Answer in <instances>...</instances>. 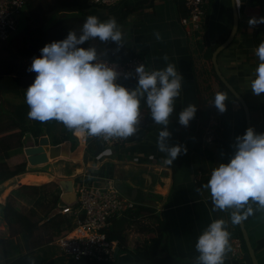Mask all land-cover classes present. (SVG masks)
Listing matches in <instances>:
<instances>
[{"label":"crops","instance_id":"crops-1","mask_svg":"<svg viewBox=\"0 0 264 264\" xmlns=\"http://www.w3.org/2000/svg\"><path fill=\"white\" fill-rule=\"evenodd\" d=\"M179 2L183 1L122 0L114 8L91 5L84 13L87 17L96 16L100 22L115 18L122 32L123 41L135 53L145 57L146 71L162 70L171 63L183 76L182 90L174 105L181 104L184 109L189 104H193L197 107V111L189 126L185 127L179 122L172 121H169L167 126V130L171 133L168 144L183 146L181 154L169 165L166 163V154L158 150L157 137L162 126L154 124V129L151 132L147 131V125L152 118L146 97L140 101L141 122L138 131L126 138L125 144L110 149L103 148L97 156L87 153L90 136L86 133H76L62 123L52 121L43 126L44 136L48 138L50 148H64L69 143L70 157L59 156L49 159L48 163L36 166H33L34 164L31 166L28 161L30 164L23 175L0 184V225L4 230L3 209L6 200L10 193L28 182L30 185L38 186L41 191L54 183L53 185H56L63 195V189L59 186L61 181L72 180L76 192L82 184L102 185L109 179L114 180L125 198L134 201L136 206L151 210L150 214L134 219L128 215L124 216L127 222H131V226L124 230L127 244L120 248L115 264H152V261L144 260L138 252L157 236L156 228L160 222L167 226L168 256L167 253L162 252L160 257L164 261L156 264H195L199 256L195 247L199 236L211 222L218 219L227 222V231L231 234L230 251L226 254L224 264H247L245 257L235 259L231 256L230 240L232 236L237 235V232L238 234L239 231L241 232L239 224H231L229 211L213 212L210 191L201 187L207 184L214 168L220 163H228L234 155L233 146L236 137L246 132L245 112L238 100L227 93L226 111L219 115L215 114L220 123L217 140L212 143L205 142V120L200 116L196 81L205 67L203 51L197 48L199 33L189 36L186 27L182 24L185 16L184 11L179 9ZM182 4L186 9L184 2ZM209 7L204 21L207 32L203 39L215 50L226 42L232 31L234 10L238 14V33L228 49L219 56L218 64L223 76L249 106L251 128L258 134L264 133V94L256 96L251 92V81L255 78V69L259 65L254 50L264 42V23L251 28L248 24L250 18L264 17V0H211ZM129 10H133L132 13L122 20L123 14ZM185 11L187 12V9ZM62 14L60 13L56 18L58 19ZM49 26V23H46L44 30ZM37 28L38 25L30 17V12L24 9L18 33L13 34L11 40L2 45L5 47V56L9 53L21 56L18 64L24 71L30 68L31 61L28 55L24 57L23 54L34 52L36 50L34 44L37 42L40 45L39 52L53 40L49 35L37 32ZM157 33L160 36L159 40L156 38ZM165 56L168 57L167 60L164 59ZM193 57L199 59V63L195 62V67ZM33 80V77L27 76L23 80L26 89L18 93L2 95L3 105L7 111L4 122L11 121L10 113L17 120L18 113L22 117L20 108L23 107L26 110L25 125L33 126L35 120L28 117L30 109L25 98L26 90ZM210 87L214 100L220 87L215 84ZM54 134L56 141L52 143L51 136ZM68 138L70 139L66 140ZM30 139L33 143H30L29 147L37 146L36 139L32 136ZM183 149H186V152ZM47 154L50 155L49 149ZM23 156H12L10 161H16L17 157ZM7 162L11 165L9 160ZM13 181H16L13 187L6 189ZM198 188L200 191H197ZM62 202L66 205L65 201ZM36 204L34 203L33 206H37ZM251 206L254 210L253 214L243 222L255 251L256 263L264 264V210H257L256 204ZM58 213L59 209L52 215ZM71 217L74 227L77 220L73 214ZM151 229L153 232L149 231ZM58 238L55 237V241ZM51 240L53 241L54 237H51ZM52 244L43 246L44 243H41L37 249H42L41 255L49 259H59L58 264H66V262L70 264L68 259L66 262L62 260L65 257L61 254L46 249V246ZM3 249L1 246L0 264L4 263L5 259ZM246 252L247 247L244 248V256Z\"/></svg>","mask_w":264,"mask_h":264},{"label":"clouds","instance_id":"clouds-1","mask_svg":"<svg viewBox=\"0 0 264 264\" xmlns=\"http://www.w3.org/2000/svg\"><path fill=\"white\" fill-rule=\"evenodd\" d=\"M261 23L264 17L248 20L250 28ZM97 38L105 44L115 43L116 51L124 45L115 18L100 22L90 15L79 35L69 31L65 39L46 44L40 50L41 56L32 59L27 71L35 72L36 77L26 90L28 117L40 122L54 119L71 131L90 137L126 139L138 131L140 101L146 97L153 122L162 126L157 148L166 154V163L171 165L183 147L169 146L171 133L167 130L175 100L182 90L183 76L171 63L165 69L153 71H146L141 64L135 68L136 86L127 88L118 83L121 73L117 68L99 60L96 48L83 47ZM156 38L160 39L158 33ZM254 52L259 65L251 81V92L261 96L264 94V42ZM123 75L125 79L133 76L132 73ZM227 99L226 93L217 92L212 104L224 113ZM196 111L197 107L189 104L180 112L179 123L189 126ZM233 147L230 161L214 168L207 184L201 187L210 191L212 211L231 210V224L237 225L253 214L252 204L257 205V210H264V133L248 128L244 135L236 137ZM230 235L225 220L211 222L195 245L199 253L195 264H224L230 251Z\"/></svg>","mask_w":264,"mask_h":264},{"label":"trees","instance_id":"trees-1","mask_svg":"<svg viewBox=\"0 0 264 264\" xmlns=\"http://www.w3.org/2000/svg\"><path fill=\"white\" fill-rule=\"evenodd\" d=\"M183 3V2H182ZM179 2V9L184 11V16H187V12L184 9L183 4ZM91 6L90 0H27L26 9L30 12V17L33 18L34 22L38 25L37 32L49 35L53 38L54 41H61L65 39L69 33V31H75L77 35L81 33L82 25L85 22L87 15L84 13L86 9ZM133 10H129L125 12L122 16V20H125L126 17L132 13ZM209 9L207 11V14ZM62 14L58 19L56 18L59 14ZM119 21V20H118ZM49 23V28L44 30V25ZM207 29H205V25L203 30L198 32L199 42L197 44V48L203 51V62L205 67L201 71L200 76H198L197 85H198V95H199V110L200 116L202 117L204 122V128L207 127L209 120L211 117L215 116V114L219 115V111L216 109L213 102V94L211 91V85H217L220 87L218 92L221 93H229L226 86L222 83L215 72V68L212 62V56L215 51V48L209 47V43L203 39L204 35L206 36ZM124 42V41H123ZM36 50L34 52H28L23 54L24 57L28 55V59H30L32 63V59L34 57L41 56V51L38 52L40 45L39 42L34 44ZM83 47H94L97 50V55L99 59H105L112 62L124 63L129 61L130 59L141 56L134 52L125 42L122 48L119 51H116L117 45L113 42H109L107 44L102 43L99 39H92L88 41ZM1 49L5 51V47L3 48L0 45V114L3 113V105H2V95L6 93H18L23 89H26L23 80L25 77L30 76L35 79L36 73L29 72L21 69V66L18 62L21 59V56L16 54H10L8 56L1 55ZM199 59L193 57V65L195 67V62H198ZM199 63V62H198ZM202 63V62H201ZM209 73V75H208ZM34 80L32 81V83ZM123 86L127 88H134L137 84L136 80H121L119 82ZM214 83V84H213ZM29 87V86H28ZM5 110V109H4ZM183 110L181 104L174 105V111L169 117V121L179 122V114ZM218 113H214V112ZM20 113H22L23 120L26 117L25 108H20ZM10 116V131L9 134L4 138H0V184L10 181L15 177L23 175L26 172L28 163L23 162L17 164L14 168L7 164V160H9L12 156H16L20 151H24L26 155V141L28 136H32L36 139V143H39L40 137L45 134V126L46 124L58 123L56 120H49L48 122H40L35 120L33 126H26L24 122H21L19 119L17 120L14 115L11 113ZM153 120L150 124L147 125V131L151 132L154 129ZM9 128L7 129V131ZM13 132V133H11ZM11 133V134H10ZM12 139V143H11ZM70 138L66 139L69 140ZM15 145V146H11ZM38 145V144H37ZM103 147L99 142V137H91V140L88 143L87 153L88 155L97 156L102 151ZM16 154V155H15ZM27 160L28 156L26 155ZM68 158V157H66ZM29 161V160H28ZM50 161V160H49ZM59 187V186H58ZM58 190V191H57ZM54 193H52L51 200L47 201V196L45 194V190H40L38 186L30 185V183L21 186L20 188L14 190L12 195L19 199L24 198L26 202L37 204L45 203V214L42 217H39L34 211L29 212V214L22 213L10 200L4 206L3 209V218L6 222L7 226L11 231V236H23L25 238V245L14 246V255L10 254L8 250L4 251V263L3 264H58L59 259H49L44 255H35L33 252L40 247L41 241L43 238H34L35 232L40 227H50L56 233V237L65 235L68 230L73 227V217L71 213H63V209L65 206H70L72 209L76 208V202L73 205H63L64 201L61 197V191L57 189ZM42 193H44L42 195ZM61 194V195H60ZM46 200V201H45ZM59 209V213L52 215L55 210ZM151 210L148 208L136 206L134 210L129 211L128 215L131 218H137L144 214H150ZM231 212V210H229ZM157 219V218H156ZM127 219L124 217L123 219L114 220L109 231L108 236L110 240L119 241V248L126 246L127 238L125 236L124 230L127 227L131 226V222H127ZM158 220V219H157ZM159 221V220H158ZM44 222L42 225H40ZM49 227V226H48ZM157 236L153 237L152 242L147 245L143 250L141 249L140 253L144 260L152 261V264L162 263L164 260L160 257L161 253H167V226L166 224L160 222L157 226ZM153 232V230H149ZM237 235L242 237L241 232ZM243 238V237H242ZM4 239L0 238V245ZM34 241V242H33ZM246 248V245H245ZM137 250H139L137 248ZM18 254V256H16ZM168 256V253H167ZM166 259V258H165ZM70 264H74L72 260H68ZM86 264H98L92 260H86ZM115 264V263H110Z\"/></svg>","mask_w":264,"mask_h":264},{"label":"built area","instance_id":"built-area-1","mask_svg":"<svg viewBox=\"0 0 264 264\" xmlns=\"http://www.w3.org/2000/svg\"><path fill=\"white\" fill-rule=\"evenodd\" d=\"M121 1L90 0V4L97 7L114 8ZM182 1L187 9V16L182 19V24L191 36L202 30L211 0ZM26 2L27 0H0L1 43L9 42L19 28ZM99 60L117 68V71L121 73L118 83L121 80H136L135 68L138 65L144 64L146 70V61L143 56H136L124 63ZM125 73H132V78L125 79L123 75ZM219 128L218 118L211 117L205 128V142H215ZM125 141L119 138L105 140L99 137V142L104 149L123 145ZM103 183V186L80 185L75 192L76 208L65 206L63 209L64 214H73L77 222L68 233L55 241V245L62 252V256L74 263L89 259L98 264L115 263V252L119 248V241L110 240L107 233L114 220L123 218L129 211L136 208V203L122 195L114 180L107 179ZM238 236L231 237V256L235 259H242L245 257V242L240 235Z\"/></svg>","mask_w":264,"mask_h":264},{"label":"water","instance_id":"water-1","mask_svg":"<svg viewBox=\"0 0 264 264\" xmlns=\"http://www.w3.org/2000/svg\"><path fill=\"white\" fill-rule=\"evenodd\" d=\"M239 28V20H238V14L236 13V10H234V22H233V28L232 31L226 40L220 47H218L212 56V62L216 71L217 76L222 81V83L226 86L228 91L234 96L236 100L242 105L243 110L245 112L246 116V122H247V128H251V114H250V108L247 105L245 99L238 93V91L228 82V80L223 76V74L220 71L218 59L219 56L226 50L228 47L232 44L234 41ZM70 144L67 143L65 147H55L50 148V142L46 136H42L39 139V143L37 146L28 147L26 151V155L28 156V160L31 164L41 165L48 163L49 159H55L59 156L63 157H70L69 153ZM50 150V155L47 154V150ZM41 157V158H39ZM37 158V159H36ZM102 184L101 186H103ZM59 186L63 189V195L62 199L68 204L73 205V203L76 202V194L74 192V182L72 180H66L59 182ZM239 227L242 232L243 240L245 242V245L247 247V252L245 254L246 263L247 264H257L256 263V255L254 248L252 246V243L250 241V237L248 235V232L245 228L244 222L242 221L239 223ZM120 249L117 248L115 252V257H118Z\"/></svg>","mask_w":264,"mask_h":264},{"label":"rangeland","instance_id":"rangeland-1","mask_svg":"<svg viewBox=\"0 0 264 264\" xmlns=\"http://www.w3.org/2000/svg\"><path fill=\"white\" fill-rule=\"evenodd\" d=\"M210 8V7H209ZM208 8V9H209ZM26 9V8H25ZM18 30L19 28L17 29V31L14 33L15 35L18 33ZM14 36V35H13ZM12 38V37H11ZM1 46L4 44V43H0ZM4 48V46H2ZM201 51V47L199 49ZM1 55H5V51L3 49H1ZM220 68V67H219ZM221 71V69H220ZM222 73V72H221ZM27 84V82H26ZM229 94V93H228ZM227 94V95H228ZM231 94V93H230ZM232 95V94H231ZM233 96V95H232ZM2 105H3V99H2ZM3 108H4V105H3ZM5 109V108H4ZM2 110L3 113L0 114V138H4L3 140H5V136H7V133L9 134V131H10V128L9 127V124L11 122H4V117L7 115L5 114L7 111L6 109L5 110ZM214 113H217L214 112ZM18 119L21 121V122H24L25 124L27 123L26 121H24L22 119V117L19 115L18 113ZM9 128V130L7 131V129ZM219 132V131H218ZM218 132H217V136H218ZM55 135L54 136H51V142L52 143H55ZM11 143H12V139H11ZM26 143V147H29L30 143L32 144L33 141H31L30 139V136H28V139L27 141L25 142ZM11 146H15V145H11ZM16 155V154H15ZM18 155H24L22 158L20 157H17L16 161H10L9 159V163L12 165H9L11 166L12 168H14L17 164H19L18 162H27L28 165L30 164L27 160V157L24 153V151H20ZM8 164V162H7ZM31 166L33 164H30ZM33 166H36V164H34ZM36 170V169H34ZM17 181V180H16ZM16 181L13 183V182H10L8 184V187L6 189H9L10 187H13V185L16 183ZM29 183V182H28ZM54 184V183H53ZM51 184L49 187H46L47 189H45V194L47 196V201L51 200V197H52V193H54L56 190H57V186L56 185H53ZM6 189L4 191H6ZM10 200L12 201V203L22 212V213H25V214H29V212H32L34 211V213H36L39 217L43 216L45 214V203L44 204H36L37 206H33L34 202L33 203H29V202H26V200L24 198H15L11 193L9 195V197L7 198L6 200V204L7 202H10ZM73 219V218H72ZM44 222H42L40 225H42ZM3 225L5 227V230L3 229V227L0 225V238H4L5 240H3L4 243H2L0 245L3 246V250H8L10 254H13L14 253V247L12 246V244H15L14 246H18V245H25V238H23V236H14L12 237L11 236V231L9 229V227L7 226L6 222L4 221L3 222ZM49 226V227H48ZM47 227H40L36 232H35V236L34 238H43V241H41V243H44L43 246L45 245H48L49 243H53L52 245L50 246H46V249L50 250L51 252H56L58 254H61L62 255V252L60 251L59 248L56 247L55 245V237H56V233L54 232V230L50 227V225H48ZM235 236V235H234ZM238 236V235H237ZM51 237H54V240L52 241L51 240ZM239 237V236H238ZM243 237V236H242ZM34 242V241H33ZM41 245V244H40ZM45 250V249H44ZM1 251V250H0ZM4 253V252H3ZM33 254H39L41 255L42 254V249H37L33 252ZM14 255V254H13ZM16 256H18L16 254ZM63 261L66 262L67 258H63L62 259ZM61 260V261H62ZM87 261L86 260H83L82 262L80 263H74V264H86ZM3 264V263H2ZM66 264H69L66 262Z\"/></svg>","mask_w":264,"mask_h":264}]
</instances>
